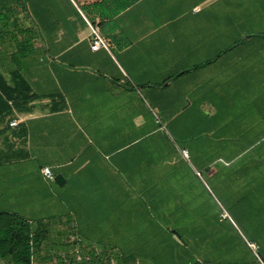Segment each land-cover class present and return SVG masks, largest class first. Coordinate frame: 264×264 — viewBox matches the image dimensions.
Returning <instances> with one entry per match:
<instances>
[{"label": "crops", "instance_id": "0c3cea01", "mask_svg": "<svg viewBox=\"0 0 264 264\" xmlns=\"http://www.w3.org/2000/svg\"><path fill=\"white\" fill-rule=\"evenodd\" d=\"M24 3L19 26L33 28L34 49L21 72L36 97L19 107L8 100L11 111L0 116L7 202H34L41 220L54 217L64 251L90 248L89 236L105 244L108 236L142 233L139 220L170 211L167 190L191 187L157 180L170 169L164 158L177 153L198 179L194 189L206 193L189 160L205 138L230 134L243 141L227 147L232 157L220 161L214 187L264 236V0ZM92 24L106 41L95 50ZM8 41L0 72L10 82L16 65ZM168 136L200 142L195 151L177 149ZM44 165L61 174V184L43 177ZM73 236L71 244L64 239Z\"/></svg>", "mask_w": 264, "mask_h": 264}, {"label": "rangeland", "instance_id": "374dc122", "mask_svg": "<svg viewBox=\"0 0 264 264\" xmlns=\"http://www.w3.org/2000/svg\"><path fill=\"white\" fill-rule=\"evenodd\" d=\"M187 128L189 129V124H187ZM190 133L187 132L185 135ZM194 137L187 136V138L193 139H187L185 136L183 139L181 137H169L168 140L177 149L185 144L192 149L194 148L195 151L194 144L200 141ZM242 141L241 139L232 138L230 134H224L222 138L217 139L208 137L205 138V146L201 153L192 154L189 160L190 168L197 173L198 178L205 185L206 193L202 187L197 186L194 189L195 185H198V179L188 170L185 162L177 153L171 152L164 158V164H167L170 169L168 168L169 171L165 176L161 175V179H157L171 178L187 182L191 186L182 187L180 184L174 187L172 191L167 190L171 196V209L169 212L161 211L159 214L157 213L156 215L160 217L157 220L163 225H168L172 231H178L181 239L191 248L197 249L198 255L201 258H206L208 264H264V236L256 233L251 228V221L248 220L247 214L237 207L238 204L236 202H231V197L226 195V193L216 191L214 187L215 177L221 164L220 161H229L232 157L231 154L227 153V147H230L234 142L241 143ZM245 160L246 156H242L239 159V161ZM205 164L206 168L204 167V169L200 170L199 167ZM224 175L226 178L228 172L224 171ZM158 183L160 182L158 181ZM157 190V198L163 200L164 196L160 188L158 187ZM177 196H179L180 200L174 202L173 200ZM7 199L6 176H4L3 178L0 177V211L16 212L32 221L41 220L37 203L29 202L24 205L23 203H12V201L7 202ZM161 200L156 202L158 207L165 205ZM173 206L177 207L178 210H172ZM222 212H226L227 215L223 217L221 215ZM171 215H178V217L173 218ZM48 219H52L48 221L50 223L49 233L51 240L50 243H46V246H43L41 253L42 255L49 254L51 260H45L41 264H55L56 254L61 258H67V254H72L71 250L65 252L61 244H56V238L58 237L54 226L56 220L54 217ZM64 239L69 240L67 242L71 244L73 240H77V236H73V238L65 237ZM249 242H252L255 248L249 246ZM90 247L99 249L96 243H90ZM73 248H80V246L77 244ZM86 248L90 249L89 247ZM80 250L83 251L84 249L81 247ZM83 255L89 256V253L85 252L82 254L78 252L79 258ZM144 259L137 258L135 262L139 264L151 263V259Z\"/></svg>", "mask_w": 264, "mask_h": 264}, {"label": "trees", "instance_id": "16d2710c", "mask_svg": "<svg viewBox=\"0 0 264 264\" xmlns=\"http://www.w3.org/2000/svg\"><path fill=\"white\" fill-rule=\"evenodd\" d=\"M23 11H27L24 0H0V48L7 47V34L10 33L13 39L8 41L13 48L10 57L16 65L10 82L0 72V116L11 111L8 100L19 107L36 97L21 72L25 59L34 49L33 28L19 26L22 18L19 14ZM16 34L24 35L18 38ZM139 222L142 223L139 225L142 233L112 235L105 244L90 236V240L99 243V249H85L84 246L80 252L89 253V256L83 255L80 259L72 250L71 255L66 253L67 258L56 254L55 264H109L111 259L118 264H133L137 258L151 259L152 264H208L206 258L198 255L197 249L181 239L178 231H172L155 218ZM127 223V230H134V221L128 220ZM49 227L50 224L44 220L32 221L16 212L0 211V260L4 264H41L51 260L49 254L41 253L49 239Z\"/></svg>", "mask_w": 264, "mask_h": 264}, {"label": "built area", "instance_id": "2783aa9c", "mask_svg": "<svg viewBox=\"0 0 264 264\" xmlns=\"http://www.w3.org/2000/svg\"><path fill=\"white\" fill-rule=\"evenodd\" d=\"M91 30H92V35H93V38H92L91 43H90L91 48L95 50L101 46H106L105 38L100 34L97 24H92ZM16 123H17L16 120H12V122H11V124H16ZM182 152H183L184 156H188L187 150L183 149ZM41 173H42L43 177L47 180L52 181L55 178V174L49 165L42 166ZM226 215H227L226 212L222 213L223 217H225ZM248 245L251 246L252 248H255V245L252 242H249ZM72 251L75 252L77 255V258L80 259L78 256V252H80V248H73ZM109 264H118V263L116 262V260L111 259ZM133 264H139V263L134 262Z\"/></svg>", "mask_w": 264, "mask_h": 264}, {"label": "water", "instance_id": "95a60500", "mask_svg": "<svg viewBox=\"0 0 264 264\" xmlns=\"http://www.w3.org/2000/svg\"><path fill=\"white\" fill-rule=\"evenodd\" d=\"M54 180L58 182L59 184L62 183V176L61 174H56Z\"/></svg>", "mask_w": 264, "mask_h": 264}]
</instances>
